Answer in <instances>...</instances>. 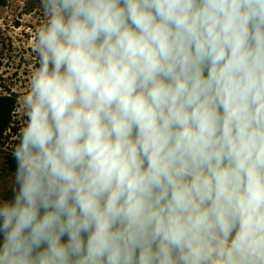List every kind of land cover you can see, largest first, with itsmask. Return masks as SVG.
<instances>
[{
  "label": "clouds",
  "instance_id": "obj_1",
  "mask_svg": "<svg viewBox=\"0 0 264 264\" xmlns=\"http://www.w3.org/2000/svg\"><path fill=\"white\" fill-rule=\"evenodd\" d=\"M0 264H264V0H39Z\"/></svg>",
  "mask_w": 264,
  "mask_h": 264
},
{
  "label": "rangeland",
  "instance_id": "obj_2",
  "mask_svg": "<svg viewBox=\"0 0 264 264\" xmlns=\"http://www.w3.org/2000/svg\"><path fill=\"white\" fill-rule=\"evenodd\" d=\"M43 23L39 0H0V201L14 198L12 152L26 122L21 99L39 67L33 48Z\"/></svg>",
  "mask_w": 264,
  "mask_h": 264
},
{
  "label": "trees",
  "instance_id": "obj_3",
  "mask_svg": "<svg viewBox=\"0 0 264 264\" xmlns=\"http://www.w3.org/2000/svg\"><path fill=\"white\" fill-rule=\"evenodd\" d=\"M0 121H1V117H0Z\"/></svg>",
  "mask_w": 264,
  "mask_h": 264
}]
</instances>
